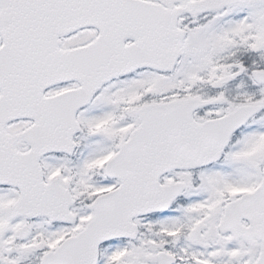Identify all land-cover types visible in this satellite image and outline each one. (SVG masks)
Returning a JSON list of instances; mask_svg holds the SVG:
<instances>
[{"label": "snow or ice", "instance_id": "obj_1", "mask_svg": "<svg viewBox=\"0 0 264 264\" xmlns=\"http://www.w3.org/2000/svg\"><path fill=\"white\" fill-rule=\"evenodd\" d=\"M0 264H264V0H0Z\"/></svg>", "mask_w": 264, "mask_h": 264}]
</instances>
